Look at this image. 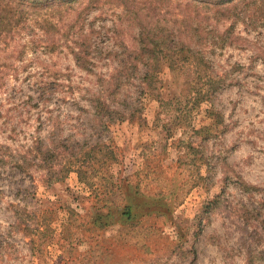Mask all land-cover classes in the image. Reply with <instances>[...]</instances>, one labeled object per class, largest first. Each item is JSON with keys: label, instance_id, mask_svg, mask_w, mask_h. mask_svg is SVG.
Segmentation results:
<instances>
[{"label": "rangeland", "instance_id": "obj_1", "mask_svg": "<svg viewBox=\"0 0 264 264\" xmlns=\"http://www.w3.org/2000/svg\"><path fill=\"white\" fill-rule=\"evenodd\" d=\"M91 1L0 0V264H264V19L209 15L206 66L161 61L105 99L137 114L106 123L91 99L139 29ZM171 13L177 32L187 10ZM125 184L168 211L119 220Z\"/></svg>", "mask_w": 264, "mask_h": 264}, {"label": "trees", "instance_id": "obj_2", "mask_svg": "<svg viewBox=\"0 0 264 264\" xmlns=\"http://www.w3.org/2000/svg\"><path fill=\"white\" fill-rule=\"evenodd\" d=\"M113 2L125 10V16L129 22H136L139 32L136 38L137 48L129 49L123 44L120 45L122 48V59L119 61L120 69L108 78H99L100 85L103 88H101L99 94L91 99L96 114L100 118H105L106 123L113 121L114 116H118L119 120L123 121L124 118L128 117L130 119L137 114L139 108L133 107L128 112L129 114H125L126 111L118 112L111 108L109 104L105 103V99L109 97V100L114 103L121 89L134 79H138L143 86H152V79L155 75L152 69L158 68L161 61H164L173 69L176 65H184L183 63L188 62L190 59H195L198 64L201 63V65L206 66L207 62H204L202 48L206 45L212 48L219 47V35L212 30H209L205 36L203 35L207 26L202 27L201 24L207 23L209 15L216 22H219L221 18L236 20L242 13V7L253 5L259 13V19H264V0H113ZM98 5H100L98 0H92L87 7H98ZM238 6H240L239 11L237 10ZM181 9L182 11L187 10V13H177L178 16H175L177 20H180L176 22L180 24V28L176 32L173 28H169V20L165 17L166 14L171 15V11L174 13V11H181ZM191 11L194 12V16L189 18L190 16L186 14ZM255 17L257 18V15ZM185 32L189 33V37L196 47H191L190 44L185 43L180 38V34ZM84 44L85 40L83 39L80 43L81 48L78 51L74 50L73 54L76 64L81 69L89 71L86 66L88 63L87 49L86 46L82 47ZM140 66L144 67V71L143 74L138 75L136 72H138ZM207 77L214 82L215 78L213 76L208 75ZM216 83L218 86L214 89L220 87V78L216 79ZM209 92L207 90V92H203L205 94H202V91L196 93L199 96L203 95L202 99H206L205 97H208ZM126 106L128 107V105ZM52 153L50 155L49 152L42 153L43 163H48L45 169L49 171L52 164L47 159L51 158ZM88 154L86 153V155ZM129 186V184L122 185L126 201L122 206L116 208L119 220L131 222L139 216L165 214L168 211L167 204L162 203L160 199H148L141 194L138 184L133 188ZM101 217L102 214H99L96 220Z\"/></svg>", "mask_w": 264, "mask_h": 264}]
</instances>
